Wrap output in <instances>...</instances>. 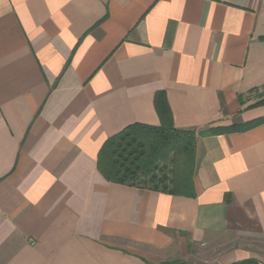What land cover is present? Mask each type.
<instances>
[{
    "label": "crops",
    "instance_id": "0c3cea01",
    "mask_svg": "<svg viewBox=\"0 0 264 264\" xmlns=\"http://www.w3.org/2000/svg\"><path fill=\"white\" fill-rule=\"evenodd\" d=\"M262 37L264 0H0V264H264V123L198 138L194 198L97 171L157 93L179 130L264 118Z\"/></svg>",
    "mask_w": 264,
    "mask_h": 264
},
{
    "label": "trees",
    "instance_id": "16d2710c",
    "mask_svg": "<svg viewBox=\"0 0 264 264\" xmlns=\"http://www.w3.org/2000/svg\"><path fill=\"white\" fill-rule=\"evenodd\" d=\"M259 40L263 41L264 37ZM241 101V98H239ZM158 126L133 124L108 139L97 157V171L109 183L137 189L194 198L193 179L197 161L199 137L244 132L264 123V118L228 127L205 130H179L174 127L172 114L164 93L154 100ZM264 105V99L249 106ZM163 264H185L169 262ZM233 264H258L245 260Z\"/></svg>",
    "mask_w": 264,
    "mask_h": 264
},
{
    "label": "rangeland",
    "instance_id": "374dc122",
    "mask_svg": "<svg viewBox=\"0 0 264 264\" xmlns=\"http://www.w3.org/2000/svg\"><path fill=\"white\" fill-rule=\"evenodd\" d=\"M249 103L252 105L264 99V85L260 88L253 89L249 92ZM211 256L203 257L198 264H211L213 261L211 260Z\"/></svg>",
    "mask_w": 264,
    "mask_h": 264
}]
</instances>
